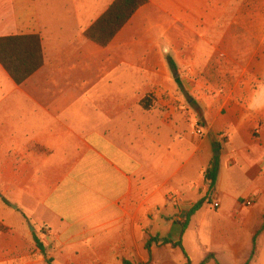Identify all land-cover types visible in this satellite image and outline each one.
Masks as SVG:
<instances>
[{
  "label": "crops",
  "instance_id": "0c3cea01",
  "mask_svg": "<svg viewBox=\"0 0 264 264\" xmlns=\"http://www.w3.org/2000/svg\"><path fill=\"white\" fill-rule=\"evenodd\" d=\"M56 1L0 0V38L43 52L21 84L0 64V215L33 226L5 225L0 264L145 262L148 234L166 264L186 260L164 239L193 264H264V0H146L106 46L84 31L114 0Z\"/></svg>",
  "mask_w": 264,
  "mask_h": 264
},
{
  "label": "trees",
  "instance_id": "16d2710c",
  "mask_svg": "<svg viewBox=\"0 0 264 264\" xmlns=\"http://www.w3.org/2000/svg\"><path fill=\"white\" fill-rule=\"evenodd\" d=\"M146 0H114L106 11L96 19L85 31L84 36L100 45L106 46L122 27L129 21L137 9L145 3ZM0 64L13 79L16 84L23 83L29 76L36 72L43 64V52L41 46V38L38 34L15 35L0 38ZM169 66L173 69L174 64L169 61ZM140 105L143 109H149V106L141 100ZM218 164L213 160L205 172V179L210 188L216 181ZM202 201L196 202L188 212V218L192 216L201 206ZM186 226L183 224L182 229ZM7 228L0 221V231L7 232ZM157 241L155 237L148 234L145 242V249L150 253L151 244ZM37 247L44 252L42 245L38 239H35ZM163 244H170L173 247H179L185 257V264H193L187 254L183 251L181 243H172L164 239ZM254 254V244L251 256ZM45 255V254H44ZM46 256V255H45ZM213 260V254L207 255L198 264H207ZM47 264H51V259H46ZM123 264H132L130 261L122 260Z\"/></svg>",
  "mask_w": 264,
  "mask_h": 264
},
{
  "label": "rangeland",
  "instance_id": "374dc122",
  "mask_svg": "<svg viewBox=\"0 0 264 264\" xmlns=\"http://www.w3.org/2000/svg\"><path fill=\"white\" fill-rule=\"evenodd\" d=\"M55 4H56V6H58L60 3L57 0ZM40 5H41V8H44L42 6V1H40ZM68 33H70V32H68ZM132 74L135 75V77H139V75H140L134 69L132 70ZM221 90H222V88L219 89L220 92H221ZM188 98H190V95H186L184 97L185 101ZM138 99H139V97L133 96V102L134 103H137ZM143 99H144V103L146 105L151 106V105H153L155 97L148 94V95H145L144 97L141 98V100H143ZM141 100L139 101V105H140ZM194 119L198 122V114L197 113H195ZM5 204L8 205L7 202H5ZM14 207L15 206L4 208L3 212L0 215V216H2L1 222L6 226L8 225V226H12L14 228H19L21 230H24L25 232L31 231L33 226L31 224L30 216H29L28 212L21 211V210H15ZM180 221H182L181 223L185 224V220H183V218H181ZM39 228H40V225H36V227H35L36 231H35L34 235L39 237V238H44L43 234L39 231ZM155 244H156V241L151 244V247ZM163 258L170 260L171 256L168 254H163L162 251H159V250L154 252V253H151V251H150V253H148V258L145 262H131V263L132 264H166V261L162 260ZM167 263H169V261Z\"/></svg>",
  "mask_w": 264,
  "mask_h": 264
},
{
  "label": "built area",
  "instance_id": "2783aa9c",
  "mask_svg": "<svg viewBox=\"0 0 264 264\" xmlns=\"http://www.w3.org/2000/svg\"><path fill=\"white\" fill-rule=\"evenodd\" d=\"M195 133L197 134V135H201L202 134V128L200 127V126H196V129H195ZM245 205H247V206H249V205H251V201H249V200H246L245 202ZM218 204L217 203H214L213 204V206L214 207H216ZM44 231L45 232H48L49 231V228L48 227H44Z\"/></svg>",
  "mask_w": 264,
  "mask_h": 264
}]
</instances>
